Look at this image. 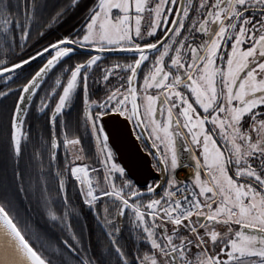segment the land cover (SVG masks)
Returning a JSON list of instances; mask_svg holds the SVG:
<instances>
[{"label": "snow or ice", "instance_id": "obj_1", "mask_svg": "<svg viewBox=\"0 0 264 264\" xmlns=\"http://www.w3.org/2000/svg\"><path fill=\"white\" fill-rule=\"evenodd\" d=\"M81 6L79 29L9 59L24 51L35 26L42 37ZM76 46L97 52L80 55ZM113 49L132 58L101 66ZM42 53V66L16 85L0 135L3 264H264V0H0V73ZM94 66V83L103 85L96 99ZM51 74L54 84L41 95ZM13 91L6 87L0 97ZM80 99L102 172L76 162L82 138L66 131L65 109ZM30 108L51 109L52 129L38 146L24 129ZM112 114L139 129L136 140L152 157L150 180L134 181L114 159L103 123ZM61 144L78 153L71 160L66 153L63 165ZM69 181L79 185L80 206ZM84 205L107 243L97 237L94 246L87 225L74 228Z\"/></svg>", "mask_w": 264, "mask_h": 264}, {"label": "trees", "instance_id": "obj_2", "mask_svg": "<svg viewBox=\"0 0 264 264\" xmlns=\"http://www.w3.org/2000/svg\"><path fill=\"white\" fill-rule=\"evenodd\" d=\"M66 3H68L66 0L59 2V4H66ZM75 12H77V8L70 9L67 12V14L62 19H60L61 22L60 20L58 21V23H60V26H61L60 30H63V33L59 32V29H54V27L50 26L47 29H45L44 35L41 37L37 35L36 31H33V30H37L40 25L35 26L32 30V35L27 45L24 47V51L21 53L20 49L17 48L16 52L9 54V59L15 61L17 57L20 55L26 58L27 55L32 54L34 51H39L40 48L42 46H46L47 43L53 42L55 38H59L63 35L69 34V32L74 27V25H76L74 21V14H73ZM46 19L47 18L45 17V22H46ZM78 52L80 54H83L82 53L83 51H78ZM0 59H3V57L0 56ZM45 61H46V58L41 57L21 69H18L9 74H6L13 81L12 83H8L7 81L4 80L5 75L0 76V90H6V87L12 88L14 90L13 93L7 97V99L0 97V135H2L3 133H6L8 130L11 108H12V105L15 99L17 98L18 89H16V85L24 83L25 78L29 77L30 74H34V72L38 70V68ZM65 63H68V61H65ZM56 71L58 73L59 68H57ZM47 77L44 80V82L41 84V88L38 89L41 95L44 94L45 90H50V86L54 84L55 74H51L50 76L48 75ZM33 99L36 103H39L40 96L34 95ZM52 104L54 106V101H52ZM50 113H51L50 108L44 114L37 112L34 108H30L29 115L27 116L26 122L24 125V129L29 133L30 143H36L38 146V143L41 137H43L44 139L48 138V134L50 133L52 129V126L48 120ZM77 116H78V111L76 110L73 115L64 117V119L66 120L68 124L66 131L69 137L78 135ZM56 131L58 133H62L63 131H65V129H61L58 123L56 127ZM59 139L63 140V135H60ZM57 151H58L59 159L61 158L65 159L66 153H67V158L69 159V150H65L63 156L61 155L59 148ZM24 163L25 161L22 160L21 167L24 166ZM11 168H12V165H11V162H9L8 163L9 178H11ZM70 185H72V187L74 188L71 181H69L68 183L69 197L72 199L73 203H75L77 206H80L82 204V201L79 199L78 195L76 194L77 191L75 189L71 190ZM53 187L55 188V185H53ZM83 207H84V214L79 219H75V218L72 219V224L74 228H76V230L79 231L84 225H87L88 229L92 231V242L94 246L96 244L97 237L103 240L104 243H107V241L104 240L103 236L101 235L100 229L97 227L96 221L94 220L92 214L87 211V206L84 205Z\"/></svg>", "mask_w": 264, "mask_h": 264}, {"label": "flooded vegetation", "instance_id": "obj_3", "mask_svg": "<svg viewBox=\"0 0 264 264\" xmlns=\"http://www.w3.org/2000/svg\"><path fill=\"white\" fill-rule=\"evenodd\" d=\"M64 1V0H50L51 4H59V2ZM68 2V0H66ZM86 2L91 3L92 0H86ZM74 14V21L76 25H74L73 29H79L84 22L85 16H86V10L81 6L80 8H77V12L73 13ZM61 22V20H60ZM55 24V25H54ZM54 27V29H59V32L63 33V30L61 29L60 23H53L51 25ZM40 27L37 30H33L36 32L40 31ZM71 30V31H72ZM45 31V29H44ZM70 31V32H71ZM159 47V46H158ZM93 50V49H92ZM118 52L115 54H108L107 58L104 59L101 63V66L103 64H110L112 61H117V60H125L126 58H132V54L129 52H126L121 49H117ZM81 51V50H77ZM97 51V50H95ZM79 53V52H78ZM83 54L80 55H85L86 53H96V52H88V51H83ZM41 58V57H40ZM42 58L47 59V54L43 55ZM39 59V58H38ZM90 72L89 76V84H90V91L95 93V95L92 96L93 99H96L100 96L103 95L102 91H98L97 88L100 87L102 88L103 85H96L94 83V78L99 75V70L94 66L92 69L88 70ZM119 71V70H117ZM123 73H121L122 75ZM48 78V77H47ZM113 82L117 79V77H110ZM142 82V81H141ZM51 110V109H50ZM78 111V116H77V125H78V135L82 138V143L84 145V153L80 154L82 156V160L76 161L77 163L79 162H84L90 164L93 168H96L98 172H102V167L96 164L97 159H102L103 154L99 153L97 151V145H96V140L95 137L91 136V129L90 127L86 128L84 125V117H83V102L82 99L77 100L70 108L65 109V116H71L75 113V111ZM95 110V106H93V109ZM69 113V114H67ZM64 116V117H65ZM120 120H122L128 127V131L124 126L122 125V128H124V131L126 132L129 137L125 138L124 141H127V146L124 147H115L113 146L110 142V146L113 148L115 152L114 159L116 160L117 163H120L121 165H125L129 170H130V178L133 179L134 181L138 182H144L145 178L147 177L149 180L151 179V176L148 175L149 171L151 170V165H152V157L145 153L143 147L141 146L140 141L136 140V134L139 132V129L135 124H133L131 121H125L124 117H116ZM159 118V117H158ZM58 124V123H57ZM135 129V131H134ZM107 131V128H106ZM147 136V133H145V138ZM71 138V137H69ZM178 144L182 141L183 138L178 137ZM150 144L151 141H148ZM59 150L61 155H64L65 150H69V160L73 158L74 155L78 154L76 152V149H74L72 146H64L63 144L59 146ZM65 159L61 158L59 159V162L61 165H63ZM194 163V162H193ZM192 169L191 167L187 168H182L181 171L184 173V176L186 172H190ZM156 175H164V174H156ZM178 175V174H177ZM70 185L71 190L75 189L76 191L79 188V185ZM69 189V187H68ZM103 199V198H101Z\"/></svg>", "mask_w": 264, "mask_h": 264}, {"label": "water", "instance_id": "obj_4", "mask_svg": "<svg viewBox=\"0 0 264 264\" xmlns=\"http://www.w3.org/2000/svg\"><path fill=\"white\" fill-rule=\"evenodd\" d=\"M68 46H72V45L69 44ZM76 48H77V50H81V51L97 52L95 50L88 49V48L81 49V48H79V46H76ZM51 51L52 50L49 49V52H51ZM116 52H118V50L117 49H113V50H111L110 53L115 54ZM45 54H47V53H42L41 56L35 57V60H37L38 58L42 57ZM34 61H29L27 65L31 64ZM23 67H25V66H21V68H23ZM16 70H18V69H11L9 73H11L13 71H16ZM49 72H51V70H49ZM9 73H0V76L6 75V74H9ZM47 76L48 75H46V76H44L42 78L41 84L44 82V80L46 79ZM114 116H115V114H112L111 117H107L106 116L104 118V120H103V123L105 124V126L107 128V132L110 135L109 142L115 147H121L122 148L124 146H127V141H124V139L129 137V135L126 134V132L124 131V128H126L127 131H128L129 125L127 127V125L122 120H120L118 118H115ZM122 125L124 126V128H122ZM0 257H1V255H0ZM0 264H3V257L0 258Z\"/></svg>", "mask_w": 264, "mask_h": 264}, {"label": "bare ground", "instance_id": "obj_5", "mask_svg": "<svg viewBox=\"0 0 264 264\" xmlns=\"http://www.w3.org/2000/svg\"><path fill=\"white\" fill-rule=\"evenodd\" d=\"M178 177H179V178H183V177H184V173H183L182 171H179V172H178ZM2 243H3V236L0 235V255H1L0 258L3 257V253H2L3 244H2Z\"/></svg>", "mask_w": 264, "mask_h": 264}, {"label": "rangeland", "instance_id": "obj_6", "mask_svg": "<svg viewBox=\"0 0 264 264\" xmlns=\"http://www.w3.org/2000/svg\"><path fill=\"white\" fill-rule=\"evenodd\" d=\"M178 174V173H177Z\"/></svg>", "mask_w": 264, "mask_h": 264}]
</instances>
